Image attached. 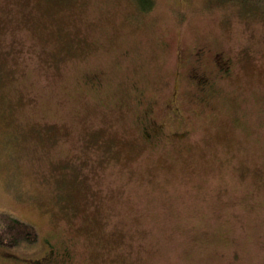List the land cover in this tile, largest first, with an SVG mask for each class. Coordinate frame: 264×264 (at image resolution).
Masks as SVG:
<instances>
[{
  "label": "rangeland",
  "instance_id": "rangeland-1",
  "mask_svg": "<svg viewBox=\"0 0 264 264\" xmlns=\"http://www.w3.org/2000/svg\"><path fill=\"white\" fill-rule=\"evenodd\" d=\"M140 8L0 0V264H264V0Z\"/></svg>",
  "mask_w": 264,
  "mask_h": 264
},
{
  "label": "flooded vegetation",
  "instance_id": "flooded-vegetation-1",
  "mask_svg": "<svg viewBox=\"0 0 264 264\" xmlns=\"http://www.w3.org/2000/svg\"><path fill=\"white\" fill-rule=\"evenodd\" d=\"M206 55V49L199 48L196 49L189 56L186 55L184 51L181 49L177 52V58L179 60H183V58L188 57V60H190V67L188 70V73L186 74L187 79L192 80L195 82V86L201 90V92L206 91L208 87H210V79L208 75L206 74V71H202L201 69V62L203 61L204 56ZM212 63L217 69V73H219L221 76H227L229 75L231 71V62L225 58L222 53L214 55L212 58ZM178 91H175V93L171 96V99L169 102L165 105V110L175 114L177 117H180L181 115V108L177 106L178 102ZM203 100V99H202ZM150 130H148L147 127H145V136L144 138L147 140L148 137H151L152 133H157L158 129H160V126L156 123L151 121L149 124Z\"/></svg>",
  "mask_w": 264,
  "mask_h": 264
},
{
  "label": "trees",
  "instance_id": "trees-1",
  "mask_svg": "<svg viewBox=\"0 0 264 264\" xmlns=\"http://www.w3.org/2000/svg\"><path fill=\"white\" fill-rule=\"evenodd\" d=\"M135 1L140 4V9L144 12L151 11L154 6V0ZM217 76L220 77L219 73H217ZM227 76H221V78ZM38 241L39 234L34 226L7 214L0 213V247L13 250L19 248L24 243L35 245Z\"/></svg>",
  "mask_w": 264,
  "mask_h": 264
}]
</instances>
